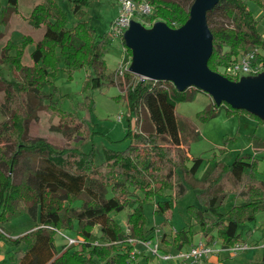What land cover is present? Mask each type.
<instances>
[{
  "label": "trees",
  "instance_id": "1",
  "mask_svg": "<svg viewBox=\"0 0 264 264\" xmlns=\"http://www.w3.org/2000/svg\"><path fill=\"white\" fill-rule=\"evenodd\" d=\"M70 1V9L60 0H40L34 5L27 21L34 28H45L38 41L26 35L20 42L9 39L2 43L0 32L1 110L5 116L0 121V224L24 214L38 221L16 237H5L15 250L17 264H131L134 245L129 238L147 240L155 231L154 226L147 227V200L160 197L154 212L167 221L168 212L172 216L180 199L189 193L196 198L186 207L190 225L178 230L173 247L192 244L198 233L209 243L221 241L223 247L246 241L243 226L264 212V170L256 155L264 151V139L255 136V153H239L232 161L225 160L228 152L221 147L220 155L216 153L208 160L204 173L198 176L204 158H192L184 147L187 141L176 113L177 103L191 99L194 87L180 91L172 81L137 78L130 71L118 76L116 71H109L106 55L114 40L112 31L93 22L89 14L92 0ZM148 1L152 6L148 18L175 28L189 21L195 0H187L190 7L184 0ZM250 1L264 11V0H219L208 12L213 34L208 65L212 71L220 72L251 46L258 49V61L264 67V55L259 52L264 50V33L258 29L259 20ZM6 2L2 6L0 0V10L7 23L19 11V0ZM216 13L233 24L212 26ZM30 44H35V49L30 53V63H25ZM124 44L127 56H133L125 39ZM3 66L9 67L13 78L4 74ZM80 68L88 72L86 89L117 85L122 90L120 97L127 101L130 121L136 119L134 127L146 110L152 129L130 128L131 142L123 150L93 147L87 151L77 145L58 147L43 137L29 139V122L39 118L41 111L58 116L59 130L69 139L87 141L94 134L90 120L59 105L61 97L54 78L60 69L72 75ZM228 78L237 81L240 76ZM88 104L92 113L93 100ZM223 107L229 115L248 113L264 123L260 115L225 101L218 104L213 100L200 115L212 117ZM27 153L39 159L38 166L25 165L33 159ZM17 176L22 179L17 181ZM231 196L240 201L228 206ZM127 207L132 209L127 221L129 232L111 215ZM97 226L101 228L100 244L91 242ZM62 230H74L84 243L57 248L56 234ZM259 264H264V246Z\"/></svg>",
  "mask_w": 264,
  "mask_h": 264
},
{
  "label": "rangeland",
  "instance_id": "2",
  "mask_svg": "<svg viewBox=\"0 0 264 264\" xmlns=\"http://www.w3.org/2000/svg\"><path fill=\"white\" fill-rule=\"evenodd\" d=\"M40 0H20L19 11L13 13L6 23L3 21V9L0 10V32L3 34L2 43L9 39L20 42L26 35H32L36 41L40 40L44 33L45 28H34L28 23L27 18L31 14L33 6ZM63 7L70 9V0H60ZM185 5L190 7V3L184 0ZM2 6L7 4L6 0H1ZM249 5L253 10V13L257 20H259L258 29L261 33H264V11L255 2L250 1ZM119 11L118 0H92V6L90 7L89 14L91 15L93 22L101 27L103 30H110L113 20L117 17ZM149 16V15H148ZM148 16H136L133 20L132 27H137L144 33H150L154 31L158 26L165 24L163 20L151 21ZM212 26H218L222 24H233L231 19L224 17L223 15L216 13L211 18ZM178 30L180 27H175ZM123 41V40H122ZM251 46L250 49H254ZM35 49V44H30L25 53V63H30V53ZM248 50V51H249ZM258 50V49H257ZM247 51V52H248ZM259 52L264 55V50L259 49ZM246 52H241L239 55L234 56L233 59L240 57ZM109 71H115L122 61V43L121 40L115 38L110 47L109 52L106 55ZM63 64H61L62 66ZM222 70V69H221ZM3 72L8 78H13L12 72L8 66H3ZM87 70L85 68L76 69L69 74L66 70L60 69L57 76L54 78L55 84L59 87V105L63 110L73 112L81 118H87L90 120V125L93 128L94 134L87 141H79L69 139L59 130L60 119L58 116L50 115L46 111H41L39 118H33L29 122V131L27 137L29 139H35L43 137L50 143L58 147L79 146L82 150L90 151L93 147H99L100 149L108 148L112 150L126 149L130 142L131 137L128 134L130 128L133 130L139 129L143 131H150L152 124L150 123L149 116L146 110L142 112L140 123L137 122V128L134 127L136 119L130 121V113L128 110L127 101L125 98L120 97L122 90L117 85H107L103 88L86 89L85 83L87 78ZM222 73V72H220ZM137 78H141L136 74ZM244 76V77H243ZM243 77V78H242ZM243 82H250L259 86H264V69L258 73H246L242 75ZM191 99L180 101L176 106V113L180 121L181 128L185 134L187 144L184 145L188 150L189 155L193 157H203L205 164L198 172V176H202L206 169V164L216 153L220 155L221 147L226 148L227 161H232L239 153H255L253 146L254 137H260L264 139V123L255 121L253 117L248 113H240L237 115H229L226 111V107H223L219 112L209 118H204L200 114L205 109L209 108L212 104L214 97L208 92L203 91L197 87L191 89ZM213 97V98H212ZM89 99L93 100L94 108L91 113L87 104ZM4 102V92L0 91V121L5 118L2 113L1 106ZM89 105V104H88ZM264 116V110L259 111ZM198 131V132H197ZM79 141V142H78ZM31 160L26 161V166H38L39 159L32 157ZM257 157L261 159V170H264V151L256 153ZM22 177L17 176L16 180L20 181ZM170 196L171 192L166 193ZM140 196L144 197L143 192H140ZM234 197V196H233ZM229 199L228 206L235 203L234 198ZM160 197L147 200L144 209L147 216V227L152 226L155 229L165 230L169 235L173 230H180L183 227H188L190 218L187 215L186 207L188 204L195 203L193 193L187 194L181 198L179 205L174 210L173 215L168 212L170 217L165 221L164 216L155 214L156 200ZM77 205L81 204L77 201ZM132 209L127 207L121 212H113L111 215L122 226L127 225L129 214ZM259 225L264 221V212L260 213L257 218ZM38 223L31 215L24 214L4 224H0L3 231L0 230V240H4L6 235L21 234L22 231L29 230L33 224ZM253 226V222L247 224ZM246 225V226H247ZM243 226L242 230L244 237H246L247 227ZM264 226L262 227V229ZM100 226L95 227L94 236L92 240H96L101 235ZM195 231H198V226L195 227ZM3 232V233H2ZM69 236H76L74 230H62ZM246 234V235H245ZM17 235V236H18ZM252 239H258L261 236L259 230H256L255 234H251ZM202 236L201 233L195 235V241ZM16 237V236H15ZM264 242V240H263ZM56 246L61 249L67 246V239L60 232L56 234ZM138 248H143L140 243L137 244ZM11 247V246H10ZM12 248V247H11ZM8 247H0V264H17L18 257L15 250H7ZM226 256V255H224ZM262 258V248H252L241 252L238 256L229 257L225 259L224 264H259ZM6 259V260H5ZM140 264H145V258H140ZM155 262L150 261L149 264ZM166 264V263H163Z\"/></svg>",
  "mask_w": 264,
  "mask_h": 264
},
{
  "label": "water",
  "instance_id": "3",
  "mask_svg": "<svg viewBox=\"0 0 264 264\" xmlns=\"http://www.w3.org/2000/svg\"><path fill=\"white\" fill-rule=\"evenodd\" d=\"M219 0H195L190 19L176 30L164 25L150 33L131 26L125 32L127 45L133 50L130 70L143 79L168 80L184 91L197 87L211 94L218 104L227 102L246 108L264 118V86L230 80L212 71L208 62L213 52V34L208 12Z\"/></svg>",
  "mask_w": 264,
  "mask_h": 264
},
{
  "label": "built area",
  "instance_id": "4",
  "mask_svg": "<svg viewBox=\"0 0 264 264\" xmlns=\"http://www.w3.org/2000/svg\"><path fill=\"white\" fill-rule=\"evenodd\" d=\"M118 2V15L113 20L110 30L114 39L118 38L122 43V61L115 71L118 76H123L126 72H132L130 67L133 60V56H127V46L124 44L125 32L131 26L136 16L145 17V15H150L152 13V6L148 0H141L139 3L136 0H118ZM257 53V48H254L233 59L228 65L222 67V70L220 69L221 74L226 77H241L246 73H258L264 67L258 61ZM125 229L128 232L130 231L128 224L125 226ZM0 230L3 231L1 226ZM59 232L66 237L67 247L84 243L83 237H72L64 232ZM177 232L175 229L169 235L165 230L155 229L153 237L150 239L137 240L129 238L128 241L134 245V249L131 251L130 263L140 264V258H145V264H149L150 261L155 262L153 264H206L210 256L216 253L226 252L234 257L254 246L248 241H239L229 247H223L221 241L216 240L214 243H209L207 238L202 235L192 244L177 248L172 245L173 238ZM91 242L95 244L102 243L98 237L94 241L91 239ZM139 243L143 245V248H138L137 244Z\"/></svg>",
  "mask_w": 264,
  "mask_h": 264
},
{
  "label": "crops",
  "instance_id": "5",
  "mask_svg": "<svg viewBox=\"0 0 264 264\" xmlns=\"http://www.w3.org/2000/svg\"><path fill=\"white\" fill-rule=\"evenodd\" d=\"M19 3H20V0H19ZM36 4V3H35ZM34 7V6H33ZM255 120V119H254ZM255 121H257V120H255ZM229 155V154H228ZM225 158V160H226V158L227 157H224ZM233 196H231L230 197V199L232 198ZM234 199H235V201L234 202H237V201H240V199L239 198H235V197H233ZM262 224H264V221H263V223ZM34 225V224H33ZM264 225H259L258 223H257V221H255V222H253V226H246L247 227V231H250L249 232V235H246L248 238H247V240L246 241H248V242H250V243H252L254 246L252 247V248H262L263 246H264V242H263V240H264V228L262 229V227H263ZM32 228V226L30 227V229ZM29 229V230H30ZM256 230H259V232L261 233V236H260V238H258V239H252L251 241H250V239L252 238L251 236V234H255L256 233ZM25 231H27V230H25ZM25 231H22V232H25ZM18 234L16 233H12V234H10V236H13V237H15V236H17ZM8 247V251H11L12 249H13V247L11 248L10 247V244H9V242L7 241V239L5 238L4 240H0V247L2 248V247ZM251 248V249H252ZM224 255H226V256H224ZM229 257H233V256H230L228 253H216V254H214V255H212V256H210V258H209V260L206 262V264H224L223 262H225V259L226 258H229ZM235 257V256H234ZM0 258H5V256H0ZM6 260V259H5ZM260 262V261H259Z\"/></svg>",
  "mask_w": 264,
  "mask_h": 264
}]
</instances>
